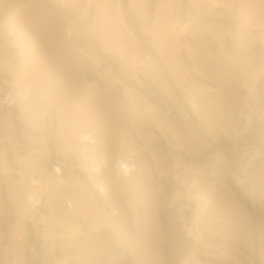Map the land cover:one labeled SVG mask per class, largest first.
I'll use <instances>...</instances> for the list:
<instances>
[{
	"label": "rangeland",
	"instance_id": "obj_1",
	"mask_svg": "<svg viewBox=\"0 0 264 264\" xmlns=\"http://www.w3.org/2000/svg\"><path fill=\"white\" fill-rule=\"evenodd\" d=\"M190 1L0 0V264H264V0Z\"/></svg>",
	"mask_w": 264,
	"mask_h": 264
},
{
	"label": "bare ground",
	"instance_id": "obj_2",
	"mask_svg": "<svg viewBox=\"0 0 264 264\" xmlns=\"http://www.w3.org/2000/svg\"><path fill=\"white\" fill-rule=\"evenodd\" d=\"M96 1V0H95ZM99 1H101V0H99ZM118 2V1H117ZM167 2V1H166ZM190 2H193L192 0L190 1ZM196 2V1H195ZM215 2V1H214ZM214 2H212V3H214ZM223 2V1H222ZM98 3V2H97ZM108 3V2H107ZM144 3V2H143ZM170 3V2H169ZM210 3H211V1H210ZM227 3V2H226ZM103 4V3H102ZM221 4V3H220ZM116 6H117V8L119 9V11H120V4L118 3H116L115 4ZM114 5V6H115ZM166 5V4H165ZM113 6V5H112ZM167 6H168V4H167ZM105 9V8H104ZM164 9V8H163ZM115 10V9H114ZM106 11V10H105ZM162 11V10H161ZM116 12H118V11H116ZM172 12V11H171ZM155 14H156V12H155ZM161 14V17H162V15H163V12L162 13H160ZM118 15H119V13H118ZM160 17V18H161ZM173 17V16H172ZM190 17V16H189ZM175 18V17H174ZM160 20V19H159ZM176 20H177V18H176ZM249 20H250V18H249ZM115 21H116V24H117V26L119 27L118 29H120L119 31H122V33L123 34H125L126 36H128L129 38H130V40L135 44V35L133 36V33H132V31H130L127 27H126V25L124 24V19L122 18V15H119L116 19H115ZM190 21V19H187L186 21H184V22H182L181 24H179V27H180V31H182V32H184L185 31V29L187 28V27H189V29L191 28L190 26H188V25H190L189 22ZM251 22V21H250ZM164 27V26H163ZM165 29V28H164ZM108 32V31H107ZM196 32V31H195ZM113 34V33H112ZM161 34V33H160ZM110 35H111V33H110ZM239 35V34H238ZM243 35V34H242ZM109 36V35H108ZM160 36V35H159ZM239 37V36H238ZM244 37V36H243ZM159 38V37H158ZM111 39V38H110ZM106 40V39H105ZM112 40V39H111ZM104 41V40H103ZM108 41V40H107ZM242 41V40H241ZM117 42V41H116ZM163 42V41H162ZM114 43H115V41H114ZM121 43V42H120ZM116 44V43H115ZM121 45V44H120ZM120 45L118 44V45H116L117 46V49H118V47H120ZM123 45V44H122ZM121 45V46H122ZM124 46H127V45H124ZM125 48V47H124ZM116 49V48H115ZM128 49H130V48H128ZM3 61V60H2ZM5 64V63H4ZM6 70V69H5ZM7 71V70H6ZM30 102V101H29ZM192 106L193 107H195V104L192 102ZM196 108V107H195ZM249 116H250V113L249 114H247L246 115V118H249ZM122 141H123V139H122ZM107 161V159L106 158H104V156L102 155L101 156V158H100V165H104V163H107L106 162ZM119 162V161H118ZM125 163V161H120L119 163H117L118 165L116 166V168H115V171H113L114 172V174H113V176L112 177H110L109 178V182H106V183H101V182H97V183H95V186H96V188H97V191H98V194L97 195H99V196H101L102 198H104V202H103V204H102V206L97 210V211H95V213H94V216L92 217L93 219L91 220V224H90V226H89V228L87 227V232H89V233H95V232H97L98 230H99V228H100V217H101V212H102V209H103V207H105V203H109L111 200H110V197H111V195L112 194H114V192H115V189L117 190V187L120 185L121 186V181H125L127 178V175H129V173H130V171L128 170V168L126 167V164H124ZM121 168H123V169H121ZM131 174V173H130ZM130 176V175H129ZM128 176V177H129ZM52 177V179L51 180H55V181H57V183H59V182H62V180H57L54 176H51ZM257 177V176H256ZM130 178V177H129ZM123 181V182H124ZM128 181H130V180H128ZM126 182V181H125ZM61 184V183H60ZM123 184V183H122ZM126 185H127V183H125ZM125 184H123V185H125ZM77 187L81 190H78V191H80V193H81V195L83 196V198H82V204H81V211L82 212H86V213H93L94 211H93V209H92V207H91V203H90V197H88V196H90L91 194H93V192H90L91 190L90 189H88V187L84 184V183H82V182H77ZM129 185V184H128ZM76 187V188H77ZM119 188V187H118ZM126 188H127V186H126ZM252 189V188H251ZM127 191V190H126ZM124 192V191H123ZM56 194H57V196H61L62 194H61V192L60 191H56ZM127 194V193H126ZM80 195V196H81ZM94 195V197H96L95 196V194H93ZM98 196V197H99ZM135 200V199H134ZM92 202V201H91ZM128 202H129V206L132 208V211L134 212V214L136 213L137 214V210L138 209H136V207L138 206H136V202H134L133 200H131V199H128ZM136 203V204H135ZM69 204L72 206V204H71V201H69ZM131 208H130V210H131ZM138 208V207H137ZM113 211H115V210H113ZM137 211V212H136ZM116 212V211H115ZM118 212V211H117ZM116 212V213H117ZM135 214V215H136ZM67 229V230H66ZM84 233H85V230H83V227H81L76 221H72V222H70V224L69 225H67L66 226V228L64 229V231H62V232H59V231H57L56 232V234H55V236L57 237V238H60V239H64V238H66L67 237V234H69L70 236H76V235H84ZM185 264H186V262H185Z\"/></svg>",
	"mask_w": 264,
	"mask_h": 264
},
{
	"label": "built area",
	"instance_id": "obj_3",
	"mask_svg": "<svg viewBox=\"0 0 264 264\" xmlns=\"http://www.w3.org/2000/svg\"><path fill=\"white\" fill-rule=\"evenodd\" d=\"M67 34H68V36H70V35H71V30H68V31H67ZM246 180H247V179L244 177V178H243V182H245ZM69 206H70V205H69Z\"/></svg>",
	"mask_w": 264,
	"mask_h": 264
}]
</instances>
